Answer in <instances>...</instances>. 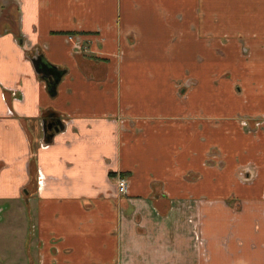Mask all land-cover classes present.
<instances>
[{
  "label": "crops",
  "instance_id": "obj_1",
  "mask_svg": "<svg viewBox=\"0 0 264 264\" xmlns=\"http://www.w3.org/2000/svg\"><path fill=\"white\" fill-rule=\"evenodd\" d=\"M2 213L16 264H264V0H0Z\"/></svg>",
  "mask_w": 264,
  "mask_h": 264
},
{
  "label": "rangeland",
  "instance_id": "obj_2",
  "mask_svg": "<svg viewBox=\"0 0 264 264\" xmlns=\"http://www.w3.org/2000/svg\"><path fill=\"white\" fill-rule=\"evenodd\" d=\"M2 216L3 217L0 220V228H3L4 223L8 221L6 214L2 213ZM0 234H2V236H0V264H16L15 262L13 263V260L15 258H19L20 256L15 255L16 252L14 251V249L16 248V243L17 246L19 245V249H21L20 247L22 245L20 241L18 242L17 240L12 239L13 237L9 229H0ZM23 251L27 253V248L24 247ZM17 263L21 264L19 262Z\"/></svg>",
  "mask_w": 264,
  "mask_h": 264
},
{
  "label": "water",
  "instance_id": "obj_3",
  "mask_svg": "<svg viewBox=\"0 0 264 264\" xmlns=\"http://www.w3.org/2000/svg\"><path fill=\"white\" fill-rule=\"evenodd\" d=\"M41 64L43 65L42 67L40 65H38V61L36 62L37 69H38V67L40 69L39 72H42L45 76H48V79H51V80L57 79L58 80L59 75L56 73V71L53 67H51L50 65H46L45 63H43V61H41ZM60 126H61V124L58 122L57 126H55L54 129L56 131H58ZM46 127H47V125L45 126V131H46ZM48 127H49V129H53L52 123H49Z\"/></svg>",
  "mask_w": 264,
  "mask_h": 264
},
{
  "label": "built area",
  "instance_id": "obj_4",
  "mask_svg": "<svg viewBox=\"0 0 264 264\" xmlns=\"http://www.w3.org/2000/svg\"><path fill=\"white\" fill-rule=\"evenodd\" d=\"M117 191L120 195H126L129 191V180L127 177L120 176L116 181Z\"/></svg>",
  "mask_w": 264,
  "mask_h": 264
},
{
  "label": "flooded vegetation",
  "instance_id": "obj_5",
  "mask_svg": "<svg viewBox=\"0 0 264 264\" xmlns=\"http://www.w3.org/2000/svg\"><path fill=\"white\" fill-rule=\"evenodd\" d=\"M51 123H53V121H51Z\"/></svg>",
  "mask_w": 264,
  "mask_h": 264
}]
</instances>
